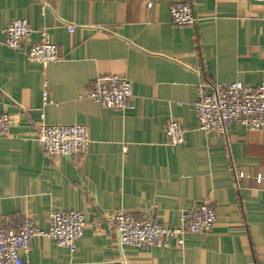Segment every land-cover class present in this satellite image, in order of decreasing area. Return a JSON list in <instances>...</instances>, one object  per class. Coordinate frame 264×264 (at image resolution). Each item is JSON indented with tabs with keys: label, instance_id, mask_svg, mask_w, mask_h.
I'll use <instances>...</instances> for the list:
<instances>
[{
	"label": "crops",
	"instance_id": "crops-1",
	"mask_svg": "<svg viewBox=\"0 0 264 264\" xmlns=\"http://www.w3.org/2000/svg\"><path fill=\"white\" fill-rule=\"evenodd\" d=\"M179 2L191 5L196 25L172 22ZM15 18L30 23V43L44 34L61 58L44 65L30 59L29 45L9 47L5 29ZM110 74L131 81L129 109L89 98L96 78ZM203 81H264V0H50L45 8L0 0V112L16 121L0 135V223L16 228L29 216L47 229L50 213L64 210L87 221L74 249L35 236L25 264H264V131L200 129L194 104ZM170 118L187 130L182 145L168 143ZM44 123L84 124L88 151L47 154L36 135ZM238 171L250 176L237 180ZM202 199L216 212L212 230H186L167 246L121 245L109 226L125 209L178 227Z\"/></svg>",
	"mask_w": 264,
	"mask_h": 264
},
{
	"label": "built area",
	"instance_id": "built-area-1",
	"mask_svg": "<svg viewBox=\"0 0 264 264\" xmlns=\"http://www.w3.org/2000/svg\"><path fill=\"white\" fill-rule=\"evenodd\" d=\"M48 7L50 0H39ZM153 3H148L152 7ZM172 22L175 25H196L199 21L188 3L179 2L171 6ZM72 31L73 28H70ZM33 29L27 19L15 18L5 29V43L14 49L29 45L30 59L44 65L58 61V46L43 37L30 43ZM89 98L100 105L127 110L133 97V86L127 78L117 75H100L88 92ZM194 110L200 129L227 137L232 124L249 131H264V81L258 86H249L241 81L198 85V98ZM14 116L0 112V135L10 131ZM168 143L175 147L185 143L187 130L176 118H170L165 128ZM38 142L51 156H77L85 154L90 146L88 128L81 123L41 124L36 133ZM249 173L236 172V179L249 177ZM263 179L257 175L258 182ZM216 212L207 200L197 201L181 217V225L169 227L160 223L155 214L144 210L118 209L110 217L109 226L119 235L121 245L167 246L168 239L181 235L186 230L208 233L216 222ZM16 228L9 218L0 223V264H25L23 255L30 249L35 236L53 238L60 246L74 249L84 234L86 216L81 211L64 210L50 213L47 229H41L29 216L15 219Z\"/></svg>",
	"mask_w": 264,
	"mask_h": 264
}]
</instances>
